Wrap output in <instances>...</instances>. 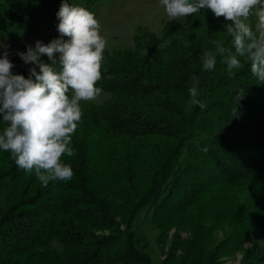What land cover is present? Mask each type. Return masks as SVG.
<instances>
[{
	"label": "trees",
	"instance_id": "obj_1",
	"mask_svg": "<svg viewBox=\"0 0 264 264\" xmlns=\"http://www.w3.org/2000/svg\"><path fill=\"white\" fill-rule=\"evenodd\" d=\"M81 1L96 9L97 0ZM63 2L0 0V37L27 23L57 30ZM227 23L202 9L159 34L140 30L134 48L103 56L96 87L109 98L80 103L75 154L61 158L71 180L45 186L0 150V264H156L134 227L142 210L162 234L190 231L185 244L171 245L182 252L176 264H216L264 234V83L245 59L228 71ZM216 42L226 51L205 71L202 57ZM9 61L26 79L36 67L19 55ZM193 86L203 108L189 103ZM7 126L0 117V134ZM216 229L224 238L207 250Z\"/></svg>",
	"mask_w": 264,
	"mask_h": 264
},
{
	"label": "clouds",
	"instance_id": "obj_2",
	"mask_svg": "<svg viewBox=\"0 0 264 264\" xmlns=\"http://www.w3.org/2000/svg\"><path fill=\"white\" fill-rule=\"evenodd\" d=\"M159 4L169 20L183 19L202 9L210 10L216 18L223 17L235 50L223 60L228 71L240 69L241 59H245L252 75L264 83V0H159ZM253 9L254 26L247 22ZM57 18L60 39L47 45L37 41L34 48L18 53L25 64L36 66L27 79L12 73L14 65L7 51L0 58V117L8 125L0 134V150L10 152L16 165L27 173L34 171L45 186L49 181L72 179V168L61 158L75 154L70 145L82 118L81 101H94L102 93L96 84L101 80L107 45L99 21L85 8L64 0ZM225 51L223 44L216 42L215 53L205 52L202 57L203 69L213 70L216 56H224ZM42 56L51 63H44ZM189 93V103L203 108L197 88L193 86Z\"/></svg>",
	"mask_w": 264,
	"mask_h": 264
},
{
	"label": "rangeland",
	"instance_id": "obj_3",
	"mask_svg": "<svg viewBox=\"0 0 264 264\" xmlns=\"http://www.w3.org/2000/svg\"><path fill=\"white\" fill-rule=\"evenodd\" d=\"M96 3V4H95ZM96 9H88L83 1H77L74 6L83 7L94 14L101 25V35L107 40L103 56H109L119 49L134 48L135 36L140 30H148L159 34L168 22L186 24L188 17L179 20H169L159 0H97ZM93 4L91 5V7ZM58 30H48L44 27L27 23L20 32L8 33L0 37V58L7 51L8 59L18 53H26L29 46L35 47L37 41L47 45L55 39H60ZM66 40L67 38L64 37ZM59 54H56L58 60ZM109 98V94L101 93L94 101L81 104H101ZM264 178V174H263ZM135 229L143 232L151 244L150 254L156 264H176L173 259L182 254L175 243L185 244L191 239L189 230L177 231L173 228L162 234L152 222L147 210H142L137 217ZM224 238L221 230L216 229L206 240V249L210 250ZM216 247V246H215ZM176 248V249H175ZM227 253V254H226ZM216 264H264V234H250L242 247L236 251L226 252ZM172 256V259H171Z\"/></svg>",
	"mask_w": 264,
	"mask_h": 264
}]
</instances>
